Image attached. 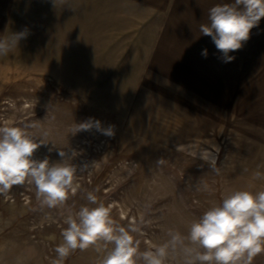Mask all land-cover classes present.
I'll return each mask as SVG.
<instances>
[{
  "label": "rangeland",
  "instance_id": "rangeland-1",
  "mask_svg": "<svg viewBox=\"0 0 264 264\" xmlns=\"http://www.w3.org/2000/svg\"><path fill=\"white\" fill-rule=\"evenodd\" d=\"M178 1L146 0L150 18L172 15L166 42L171 32L175 38L200 34L209 9L230 2ZM9 7V0H0V35L25 27L30 34L0 56V127L25 128L43 141L36 159L56 163L65 152L64 162L76 173L67 200L56 207L42 204L27 181L0 193V264H53L66 217L95 206L87 200L90 192L144 253L167 245L170 233L186 237L190 224L231 192L264 190V18L231 53L232 62L219 58L209 66L197 53L193 66L163 68L160 62L153 68L138 52L136 20L125 29V21H114L95 43L79 26L67 22L59 34L56 22L47 20V30ZM146 22L157 29L168 21ZM88 118L112 126L114 135L95 129L72 135L71 128ZM204 150L216 157L218 172L201 159ZM112 247L98 241L74 250L63 264H99ZM184 261L180 245L168 247L163 264ZM252 264H264V253Z\"/></svg>",
  "mask_w": 264,
  "mask_h": 264
},
{
  "label": "clouds",
  "instance_id": "clouds-1",
  "mask_svg": "<svg viewBox=\"0 0 264 264\" xmlns=\"http://www.w3.org/2000/svg\"><path fill=\"white\" fill-rule=\"evenodd\" d=\"M52 3L55 8L59 4L71 9L68 0H52ZM262 18L264 0H230L211 7L208 23L201 24L199 30L202 36L211 38L220 53L219 58L229 63L235 59L231 53L243 48ZM29 34L25 27L9 36L0 35V56L16 49ZM201 54L206 58L207 49ZM92 129L106 136L114 135L112 126L103 127L94 118L76 123L71 133L76 135ZM42 144L43 141L37 142L25 128L0 127V193H7L12 186L27 181L35 186L36 196L42 204L51 208L67 200V190L73 183L76 167L64 162L66 153L63 151L58 152L61 159L56 163H50L47 157L34 158ZM201 159L213 171H219L211 151L204 150ZM87 200L95 206H83L74 215L66 217L64 223L67 227L62 231V243L55 249L57 259L53 264H63L74 250L87 249L98 241L113 245L99 264H137L138 258H142L144 264H163L168 247L175 249L177 245L181 246L185 256L184 264H252L254 257L264 253V190L231 192L193 221L186 237L170 233L167 245L144 253L138 252V242L134 241L129 230L114 226L108 207L99 203L96 195L90 192ZM135 231V228L131 229V232Z\"/></svg>",
  "mask_w": 264,
  "mask_h": 264
},
{
  "label": "crops",
  "instance_id": "crops-1",
  "mask_svg": "<svg viewBox=\"0 0 264 264\" xmlns=\"http://www.w3.org/2000/svg\"><path fill=\"white\" fill-rule=\"evenodd\" d=\"M178 2V0H168L167 3L175 5ZM130 4L137 5L133 12L129 9ZM9 5L12 15L13 13L26 14L28 15L27 18L33 21H42L41 25L43 28L46 27L47 30L50 28L46 23L47 20L56 22L59 34H62L63 32L61 31L64 29L66 31L67 22L68 25H73L76 28L79 26L80 33H89L94 38L95 43H98V35H102L99 34V31L109 28L113 29L114 21H117V23L120 20L122 22L125 21L126 25H121L125 29L126 27L130 28L128 21L136 20L140 29L136 38L137 44L140 46L138 47V52L146 53L144 61H151L149 67L155 68L154 66L160 62L163 68L179 67L182 64L180 62L187 63V66L190 67L194 65L193 61L196 59L194 55L198 53L197 57L203 56L201 53L204 49H207V65L210 66V62L213 63L216 59L217 62L220 60V53L216 50L211 38L202 36L201 33L175 38V34L171 32V38L169 42H166L167 24L173 19L172 15L169 11H165L163 17H158L159 13H156L154 17L150 18L149 13L146 11V0H68V5L71 9L62 7L59 4L55 8L52 0H9ZM120 5L123 6L121 7ZM5 9L7 11L8 7ZM153 19L168 22H163L164 26L161 25V27L155 29L153 23L146 22ZM63 27L65 28L62 29ZM46 33L49 32H44V34ZM178 40L181 42L185 41V45L182 48L177 42ZM63 41L65 42L64 39ZM223 80L225 82V79ZM215 89L211 86V91Z\"/></svg>",
  "mask_w": 264,
  "mask_h": 264
}]
</instances>
